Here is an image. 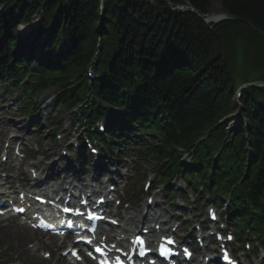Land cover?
<instances>
[{
	"label": "trees",
	"instance_id": "trees-1",
	"mask_svg": "<svg viewBox=\"0 0 264 264\" xmlns=\"http://www.w3.org/2000/svg\"><path fill=\"white\" fill-rule=\"evenodd\" d=\"M100 1L0 0L2 79L19 90L28 72L23 90L30 99L50 86L77 97L91 89L98 99L124 108L125 121L134 112L144 131L161 138L148 152L155 160H171L165 181L180 173L176 146L194 150L195 171L206 187L214 185L215 198L244 176L234 190L232 207L239 203L240 209L234 219L264 235V88L249 86L240 107L233 100L238 84L264 82V0H104L102 22ZM215 1L243 22L208 25L194 14L172 11L188 3L207 15ZM35 16L37 31L26 49L16 29ZM41 35L45 39L36 45ZM36 46L41 56L34 57ZM94 55L96 77L89 82L85 69ZM103 111L99 107L88 124ZM237 111L241 120L228 132L221 122ZM245 198L258 215L250 214Z\"/></svg>",
	"mask_w": 264,
	"mask_h": 264
},
{
	"label": "rangeland",
	"instance_id": "rangeland-1",
	"mask_svg": "<svg viewBox=\"0 0 264 264\" xmlns=\"http://www.w3.org/2000/svg\"><path fill=\"white\" fill-rule=\"evenodd\" d=\"M212 10L213 12L221 11L218 1H215L212 4ZM37 24L38 22L35 16L28 23L21 24L17 27L16 31L18 32V38L22 42H24L22 47H26L27 49L30 42H32L31 40L34 37V33L37 29ZM37 44L38 42H36V45ZM37 48L38 47L36 46L35 50H37ZM34 53H36V51H34ZM55 93V89H49L36 102H29L28 109L37 110L36 114L29 117L27 114H25L24 107L27 103H25V101L23 100L22 93L20 91L17 93L11 92L9 86L4 85V83H0V135L4 136L1 147L5 145V143L7 142V138L11 136V134L13 135L14 133H19L18 135L19 137L21 136L20 138L24 136L25 140L29 142L28 149L33 159L37 147L39 148L40 153L43 155L42 158H44L45 154L49 153L50 148H54L55 145L58 144V137H62L64 141H67L72 133L68 132V130L66 129V125L68 123H72L73 119L70 115V109L68 105H61L58 107L57 104H54L56 96ZM113 116L114 114L112 111H107L105 113L103 118L105 125H109V120ZM226 121L227 120H224L222 122V124L226 125V130L234 129L233 127L237 124L235 123V121L234 123H227L228 121ZM8 122L10 123L9 126ZM55 127L57 129H59L60 127V129L57 131V137L53 139L51 136V130ZM8 128L10 130H8ZM65 133L69 134L66 139H64ZM150 136L151 135H139V137H143L144 140H147V138ZM147 141L149 142V144L157 145L159 139L157 136H155L154 139H150ZM67 144L68 141L63 144V147ZM61 149H59V151ZM124 149H127L126 145L124 146ZM119 157H128L130 159V164H126V166L131 169V172H129L128 170L124 171L125 175H127L123 176V178L126 177L128 181L129 189L127 188L126 190V197L130 203L138 204L140 206L141 202L143 201L141 190L142 184L147 180V177L153 173L151 171L153 169V163H151V160L149 159H146L145 162H141L140 151L136 148H133L132 151L130 150V152L124 154V156L119 155ZM11 158H14V153H12ZM25 163L26 162H24V164ZM31 164H34V162H32ZM11 166L13 167L14 164H11ZM121 170L122 167H113L112 170H108L107 173L117 174V172L119 173V171L122 172ZM112 177L116 180V177L114 175ZM13 178L15 179L14 182L16 185H18L19 181L21 182V180H16V176H14ZM179 182L180 181L177 179L175 183ZM20 184L26 187L25 182H22ZM154 186H157L156 182L154 183ZM158 189L162 188L158 187ZM135 194H138L137 198H134ZM199 199L200 198L198 197V201ZM200 200V202H203L202 199ZM227 203V197H223L221 207L223 216L226 215V211H224V208H226ZM167 206H170L168 202ZM196 217H203L201 211H197ZM1 225V229L8 228V230L4 229L5 232L0 233V264H11L14 262L20 264H54V261H49L50 263H47L39 260L37 255L40 258L42 253H37L35 254V256H33L31 252L33 248H30V245L33 243L28 240L23 243L22 250L28 251L29 256L27 258H23L22 255L20 256L19 253L21 252V250L19 248V244L14 241V238H10V236L17 233L15 230L16 226L13 223H1Z\"/></svg>",
	"mask_w": 264,
	"mask_h": 264
},
{
	"label": "bare ground",
	"instance_id": "bare-ground-1",
	"mask_svg": "<svg viewBox=\"0 0 264 264\" xmlns=\"http://www.w3.org/2000/svg\"><path fill=\"white\" fill-rule=\"evenodd\" d=\"M11 143V142H10ZM0 168H2V166L0 165ZM35 168L38 169L39 171H42V168H41V162H38L36 165H35ZM43 172H41L42 174ZM74 173L71 171V170H67L66 171V175H73ZM75 177V175L73 176ZM82 177V176H80ZM77 183L81 182L80 181V178L77 179ZM5 186L9 185L11 186V189H12V185H13V181H12V178L9 176V175H6L5 179L3 180ZM76 182V181H75ZM18 195V194H17ZM151 218H153L155 221H158L160 219V217H153L151 216ZM13 223V221H12ZM0 225H1V222H0ZM2 226V225H1ZM8 230V228H0V233H4L5 230ZM16 230V234H13L12 236H10V238H14V241H16L18 244H19V248L21 250V252L19 253V255L23 258H27L29 256V253L28 251L26 250H22L23 248V243L28 240L30 241L31 243H33V247L35 248V250L33 251L34 255L40 251V250H43V249H46L47 251H49L53 257L52 261H54V264H66L65 261L63 259H57L55 260V252H56V249L58 248V245L55 246V244L53 243V240H50V239H46L48 241H44L42 239V237L40 235H38L37 233H34V232H31L29 230H25L23 229L22 227H16L15 228ZM106 237H108L106 235ZM110 243H112L114 240H110L109 238H107ZM28 254V255H27Z\"/></svg>",
	"mask_w": 264,
	"mask_h": 264
},
{
	"label": "snow or ice",
	"instance_id": "snow-or-ice-1",
	"mask_svg": "<svg viewBox=\"0 0 264 264\" xmlns=\"http://www.w3.org/2000/svg\"><path fill=\"white\" fill-rule=\"evenodd\" d=\"M20 211H23V209H20ZM64 211H71V210L68 209V208H65ZM77 214H78V215H83V213H80L79 211H77ZM86 218H87L88 220L104 219L103 217L97 216L96 214H94V213H92V212H89V213L87 214V217H86ZM112 222L115 223V221H112ZM69 226H71V224H69ZM91 230H92V231H95V228L93 227ZM82 239H84V240H85V243H87V244H92V243H93V238H86V237H84V238H82ZM103 241H104V237H101L99 243L95 246V251L98 252V253H100L102 256L107 255L105 249L108 248V246H107L106 244H104ZM167 243L171 244V243H174V241H172L171 239H169V240L167 241ZM132 245H133L134 247H137V246H138V253H139L140 256H145L146 251H147L148 249L145 248V241H144V239H142V238L139 237V236H136V237L132 240ZM108 250H109V251H111V250H115L116 252H120V253L123 254V255H126V254H127V253L124 252L122 249H120L119 247H117L115 244H112L111 247L108 248ZM159 251H160V254H161V255H163V256L166 257V256L169 254L170 249H167L166 247H164V246L162 245V246L160 247ZM185 254H188L186 249H185ZM45 255L47 256L48 254L45 253ZM72 255L76 256V252L73 251V252H72ZM88 255L91 256L92 253L89 252ZM79 258H80V257L77 256V259H79ZM225 258L227 259V257H225ZM102 264H109V262H108L107 260H104V261H102ZM115 264H123V262H122L121 259H120V256H117V257L115 258Z\"/></svg>",
	"mask_w": 264,
	"mask_h": 264
},
{
	"label": "water",
	"instance_id": "water-1",
	"mask_svg": "<svg viewBox=\"0 0 264 264\" xmlns=\"http://www.w3.org/2000/svg\"><path fill=\"white\" fill-rule=\"evenodd\" d=\"M144 1H148L150 3H155V2H164L165 4H169V1H163V0H144ZM179 12H188V13H191V14H194L195 16H197L200 20L206 22V23H218V22H221V21H226V20H232V21H241L243 22V20L241 19H238L234 16H231L227 13H224V12H213L209 15H199L197 13V11L192 8V6H190L188 3H186V6L184 7H181L178 9ZM262 34V33H261ZM262 36L264 37V34H262Z\"/></svg>",
	"mask_w": 264,
	"mask_h": 264
}]
</instances>
